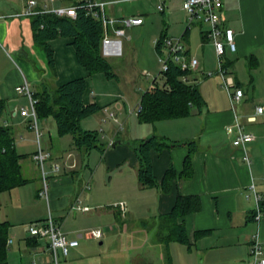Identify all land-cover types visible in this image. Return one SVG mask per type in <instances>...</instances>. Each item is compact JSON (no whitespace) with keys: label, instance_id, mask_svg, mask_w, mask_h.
I'll list each match as a JSON object with an SVG mask.
<instances>
[{"label":"crops","instance_id":"1","mask_svg":"<svg viewBox=\"0 0 264 264\" xmlns=\"http://www.w3.org/2000/svg\"><path fill=\"white\" fill-rule=\"evenodd\" d=\"M36 1L38 6L46 4L50 8L72 3ZM93 1L102 3L103 12L116 19L141 16L143 23L133 28L153 26L160 31L158 37L162 31L166 37L181 36L188 54L199 61V69L189 77L194 79L202 102L185 117L154 123L139 121L135 106L154 80L162 84L161 77L151 79L136 99H128V88L118 87L103 73L90 75L79 65L68 37L49 41L54 53V74L35 46L31 17L7 16L23 11L25 1L0 0V16L6 15L0 17V98L5 102L1 121L14 136L16 149L23 155V176L29 179L0 193V220L8 224L7 264H54L47 243L29 237L25 231L27 223L44 220L48 212L66 238L78 242L69 247L66 255L57 250V264H99L101 259L115 258L123 240L126 238L127 243L130 236L124 221L127 214L131 219L151 218L156 227L158 215L171 209L178 193L199 197L201 205L198 211L179 218L184 222L189 244L169 243L171 264H250L249 248L255 236L262 242L264 255V88L261 93L258 91L253 75L243 85L246 80L240 82L236 74H231L234 89L243 91L239 100L231 101L229 93L233 90L225 88L214 45L205 35L208 24L194 22L188 29L187 14L182 9L184 0ZM160 4L162 10H158ZM218 15L220 26L234 31L235 50L225 46V68L230 74L242 64L253 71L264 59V0H222ZM158 37L153 39V45L161 56L165 50H156ZM124 40H132L127 31ZM123 43L120 56L127 44ZM204 71H211L212 75L206 76ZM199 75L204 79L200 81ZM78 77L86 81L84 102L99 107L81 120V126L98 130L105 146L102 151L93 149L87 154L74 149L70 135L57 134L52 117L38 118L39 144L49 153L41 169L32 158L38 147L35 131L29 118L20 113L21 108L28 106V98L14 88L23 78L33 93L43 80L55 86ZM257 106L263 107L261 113L256 111ZM237 129L252 134L253 140L244 147L234 145ZM151 135L163 136L171 143L161 152H150L158 181L169 165L175 171L166 193L157 187H141L137 180V156L131 143ZM187 141L194 142V150L183 174L188 146L181 143ZM43 179L48 185L47 199L39 194ZM256 195L262 198L257 200ZM75 203L89 209L76 211ZM119 203H124L123 213ZM94 229L101 231L100 238L89 234ZM127 248V244L123 246L124 250ZM133 256L131 264L137 260Z\"/></svg>","mask_w":264,"mask_h":264},{"label":"trees","instance_id":"2","mask_svg":"<svg viewBox=\"0 0 264 264\" xmlns=\"http://www.w3.org/2000/svg\"><path fill=\"white\" fill-rule=\"evenodd\" d=\"M70 5H80L76 8L75 16H58L53 12H42L31 17L33 41L40 46L47 57L48 65L55 74L54 53L49 41L55 38H71L79 65L90 75L103 73L107 79H118L108 58L102 54L101 42L103 27L100 17L89 12L82 0H71ZM166 37L164 31L157 38L155 48L161 51L162 40ZM186 53H188L186 51ZM162 84L156 80L141 94L137 112L141 122L154 123L160 120L181 118L191 113L193 106L199 107L202 97L193 81L183 82L181 77L189 75L177 65L170 63L166 71L160 73ZM86 89L84 77L70 79L60 85H49L45 80L39 89L32 93L38 118L52 117L59 136L70 135L74 149L86 154L93 149L103 150L105 144L100 139L96 129H84L81 120L95 113L99 107L86 103L83 95ZM5 102L0 98V193L29 182L22 173L21 159L14 136L8 126L3 124L1 117ZM193 141L181 144L188 146L183 161V174L190 165V155L194 150ZM137 156V180L141 187H157L162 192H169L175 177L172 165L166 169L161 181L153 173L151 150L161 152L170 148L171 143L163 136L151 135L131 143ZM199 197L178 193L175 202L168 212L158 215L157 239L165 246L166 260L171 264L169 243L177 241L188 245V238L183 221L179 218L194 213L200 209ZM8 224L0 220V264H7Z\"/></svg>","mask_w":264,"mask_h":264},{"label":"built area","instance_id":"3","mask_svg":"<svg viewBox=\"0 0 264 264\" xmlns=\"http://www.w3.org/2000/svg\"><path fill=\"white\" fill-rule=\"evenodd\" d=\"M89 8V12L94 16L100 17L103 27V38L101 42L102 54L106 57L108 56H120L122 54V37H125L126 28H131L143 23V18L141 16H131L122 19H116L106 15L102 8V3H97L93 0H82ZM80 6V5H79ZM78 5L61 6L56 8H50L46 4L38 6L36 0H26V8L23 11H16L7 16L9 17H19V16H30L42 12H53L58 16H71L74 17L76 8ZM222 7V0H184L182 2V9L186 11L187 14V28L189 29L194 22H201L208 24V30L206 31V37L212 41L218 60V72L223 79L225 88L230 91V88L235 85L231 75H228V70L223 64V57L225 53V46H228L231 50H235L234 42V31L232 28H222L220 26V18L218 15L219 10ZM100 9V10H99ZM163 5H158V10H162ZM1 18L6 17V15L0 16ZM157 39L155 40V44ZM162 47L165 50V54L160 56V68L158 71V76L160 73L168 69L169 64L173 63L177 65L181 70L188 71L189 74L195 72L199 69V61L197 58L190 56L186 53V48L182 42L181 36L177 37H165L162 40ZM204 75L211 76V71H204ZM149 76V73H145ZM155 77V78H156ZM183 82L189 83L194 81L190 79L189 75H183L181 77ZM15 92L18 94H23L28 98V106L23 107L20 110L21 115L29 118V125L35 131L38 147L33 153V160L38 163L42 169L44 161L49 156V153L44 152L39 144V138L41 132L38 128V117L35 110L36 100L32 96V92L29 88L28 81L23 78L22 82L15 86ZM243 95V91L236 88L233 93H229V97L232 100H239ZM136 112L141 109L138 103L135 106ZM256 111L261 113L263 111L262 106H257ZM253 140V135L246 132H241L239 129L236 130V135L233 139V144L237 146H242ZM111 141L107 145H111ZM248 160L247 156H244ZM58 168L57 166L55 167ZM44 178V174H43ZM48 185L46 180L43 179L42 186L40 188L39 194L47 199ZM262 196L256 195V199L260 200ZM123 213L124 203L117 204ZM73 209L76 211L85 212L89 209L88 206L81 205L80 203H75ZM257 215L256 217H258ZM25 231L29 237L35 238L39 242H46L48 245V250L52 255L54 264H57L56 253L60 250L64 255L68 253V249L71 246L77 245V240H69L66 238L64 232L62 231L59 224H57L50 212H48L47 217L44 220L31 221L25 225ZM90 235L94 238L101 237V231L99 229H94L89 231ZM249 255L251 256L250 264H264V255L262 242L259 237L255 236L249 248Z\"/></svg>","mask_w":264,"mask_h":264},{"label":"rangeland","instance_id":"4","mask_svg":"<svg viewBox=\"0 0 264 264\" xmlns=\"http://www.w3.org/2000/svg\"><path fill=\"white\" fill-rule=\"evenodd\" d=\"M24 1L26 3V0ZM158 15L162 14L158 13ZM126 31L128 35L131 36L132 40L126 41L124 40V37L121 38L124 43L126 42L129 44L127 47V44L125 43L126 45H124L123 43V56L107 57L114 72L118 76V80H109H113L118 87H122L125 90L128 88L130 94L128 95V99H136L138 95L142 93L143 89L149 86V81L158 76L161 64V53H157L155 51L153 39L158 37L160 31L156 30L153 26H148L145 29L144 27L126 28ZM155 32L156 35H154ZM35 46L40 52V56L44 58L45 64H48L47 57L43 49L37 44ZM192 56L196 58L195 55ZM146 71L150 73V77H146L144 75ZM231 74H236L240 82H244L246 80L243 85L247 84L249 75H253L255 81L258 83V86L256 85V87H258V91L261 93L264 88V59L261 58L258 61V65L254 67L253 71H250L244 65L240 64L237 67V70H234L233 73H228V75ZM198 77L200 81L204 79L201 78L200 75ZM220 83L222 84V82ZM139 87L142 90H140ZM230 90L234 91L235 89L234 87H231ZM129 216L130 214H127L124 219L130 234L127 243L125 238L118 256L115 258L111 256V258L101 259V263L99 264H131L132 262L130 261V257L132 254H134L137 259L135 260V264H168L166 254L163 251L164 245L157 239V230L156 227L153 226V220L151 218L131 219ZM126 244L128 245V248L124 250L123 246ZM249 257L251 262V256L249 255Z\"/></svg>","mask_w":264,"mask_h":264}]
</instances>
